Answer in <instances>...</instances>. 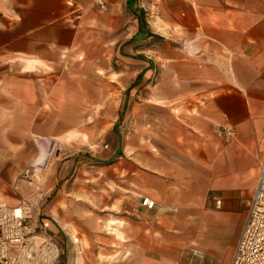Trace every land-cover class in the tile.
Listing matches in <instances>:
<instances>
[{
    "label": "crops",
    "instance_id": "obj_1",
    "mask_svg": "<svg viewBox=\"0 0 264 264\" xmlns=\"http://www.w3.org/2000/svg\"><path fill=\"white\" fill-rule=\"evenodd\" d=\"M105 1L0 0V202L55 190L42 210L62 245L56 264H229L264 156V0ZM96 47L133 65L119 126L137 132L112 144L126 192L102 215L56 189L67 173L51 159L73 129L61 116L94 108L92 93L78 106L73 83L93 81ZM223 122L234 139L218 135Z\"/></svg>",
    "mask_w": 264,
    "mask_h": 264
},
{
    "label": "rangeland",
    "instance_id": "obj_2",
    "mask_svg": "<svg viewBox=\"0 0 264 264\" xmlns=\"http://www.w3.org/2000/svg\"><path fill=\"white\" fill-rule=\"evenodd\" d=\"M144 6L149 13L151 10L150 3L144 1ZM146 17L148 18L149 14ZM166 36L167 34L157 36L155 41L159 44L165 43L167 41ZM169 40L174 41L173 39ZM174 42H181V40L176 39ZM114 49L110 51L108 57L109 52L103 54L104 52L97 50V47L90 50L91 54L96 56V59L93 60L96 70L93 81H89V83L74 82L73 86L79 92L76 94L75 91L73 92L80 96L77 102L80 108L82 107L81 96L92 93L94 108L92 109L91 101H89L88 112L85 109L78 115L65 114L61 116L64 122H69L73 126V129L58 132V151L51 153L52 161L55 158L54 155L57 154L59 169L62 168L61 170L67 173L65 178L58 180L56 189L61 188L63 191L69 192L64 195L68 201L70 199L75 203L79 202L85 209L94 210L96 215L101 213L102 208H109L112 202L117 203V197L120 193L126 192L122 188L125 180L120 177L118 162L120 159L124 160L125 153L120 150L115 153L114 158L110 157L112 144L117 136H120L122 143L129 142L132 144L137 133L133 125L119 126V121L124 116V109L130 107L132 103L127 101L124 103L123 95L130 88L128 85L134 77V68L129 62L121 61L117 55L116 47ZM65 64L64 61L58 70L61 77L68 74V68L71 69L69 66L63 68ZM60 70L63 71L59 72ZM80 70L86 71V68ZM86 90L88 91L86 92ZM84 105L83 107L86 108L87 105ZM121 111L123 114L120 115ZM49 154L47 152L46 156L50 157ZM77 154L79 161L74 160L75 162L69 163L68 159ZM45 163L46 158L39 165L32 164L27 167L31 171V168L42 167ZM36 178L35 181H39ZM54 192L55 190H51L46 196L32 192L24 196L21 201L30 204L33 217H47L42 207L54 196ZM230 229L229 227L225 234L214 230L215 237L227 238Z\"/></svg>",
    "mask_w": 264,
    "mask_h": 264
},
{
    "label": "built area",
    "instance_id": "obj_3",
    "mask_svg": "<svg viewBox=\"0 0 264 264\" xmlns=\"http://www.w3.org/2000/svg\"><path fill=\"white\" fill-rule=\"evenodd\" d=\"M101 11L108 9L105 0H94ZM217 133L224 140L234 139L236 130L228 122L217 125ZM24 168L21 175H29ZM141 204L152 208L154 200L141 196ZM220 205L221 199H215ZM52 220L33 217L30 204L16 205L0 202V264H56L62 245L50 231ZM73 242L78 237L72 238ZM229 264H264V156L259 158V173L249 194L246 216Z\"/></svg>",
    "mask_w": 264,
    "mask_h": 264
},
{
    "label": "trees",
    "instance_id": "obj_4",
    "mask_svg": "<svg viewBox=\"0 0 264 264\" xmlns=\"http://www.w3.org/2000/svg\"><path fill=\"white\" fill-rule=\"evenodd\" d=\"M128 2H129V0H128ZM137 17H138V22H139V30H141L143 27L146 26L147 23H146V20L144 18V15H142V17L141 16H137ZM147 31H149V30H147ZM139 76H140V74L137 76V79L139 78ZM134 85H135V82L132 83V85L130 87H132Z\"/></svg>",
    "mask_w": 264,
    "mask_h": 264
},
{
    "label": "bare ground",
    "instance_id": "obj_5",
    "mask_svg": "<svg viewBox=\"0 0 264 264\" xmlns=\"http://www.w3.org/2000/svg\"><path fill=\"white\" fill-rule=\"evenodd\" d=\"M36 165H38V164H36Z\"/></svg>",
    "mask_w": 264,
    "mask_h": 264
}]
</instances>
